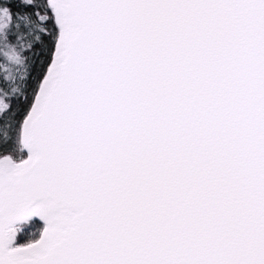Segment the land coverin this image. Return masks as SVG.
Listing matches in <instances>:
<instances>
[{
  "label": "snow or ice",
  "instance_id": "obj_1",
  "mask_svg": "<svg viewBox=\"0 0 264 264\" xmlns=\"http://www.w3.org/2000/svg\"><path fill=\"white\" fill-rule=\"evenodd\" d=\"M0 264H264V0H0Z\"/></svg>",
  "mask_w": 264,
  "mask_h": 264
},
{
  "label": "trees",
  "instance_id": "obj_2",
  "mask_svg": "<svg viewBox=\"0 0 264 264\" xmlns=\"http://www.w3.org/2000/svg\"><path fill=\"white\" fill-rule=\"evenodd\" d=\"M35 225L36 226H42V223L38 220V219H36L35 220ZM39 235V233L37 232L36 233V236H34V237H32V238H35V237H37ZM29 237L27 236V235H21L20 237H19V240L21 241V242H23V241H25V240H27Z\"/></svg>",
  "mask_w": 264,
  "mask_h": 264
},
{
  "label": "rangeland",
  "instance_id": "obj_3",
  "mask_svg": "<svg viewBox=\"0 0 264 264\" xmlns=\"http://www.w3.org/2000/svg\"><path fill=\"white\" fill-rule=\"evenodd\" d=\"M38 237V236H37ZM37 237H35V238H37Z\"/></svg>",
  "mask_w": 264,
  "mask_h": 264
}]
</instances>
